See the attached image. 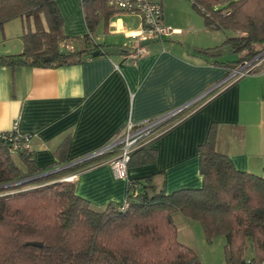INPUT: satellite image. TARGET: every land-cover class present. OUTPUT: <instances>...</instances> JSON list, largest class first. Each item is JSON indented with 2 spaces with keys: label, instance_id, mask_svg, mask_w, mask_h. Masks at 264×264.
Instances as JSON below:
<instances>
[{
  "label": "crops",
  "instance_id": "1",
  "mask_svg": "<svg viewBox=\"0 0 264 264\" xmlns=\"http://www.w3.org/2000/svg\"><path fill=\"white\" fill-rule=\"evenodd\" d=\"M57 7L66 35L87 34L81 0H57ZM194 12L189 0H163V22L171 32L160 41L143 43L145 52L136 59L128 53L134 44L131 36L140 31V18L119 12L99 25L94 38L110 54L57 67L0 65V131L17 121L20 131L31 135L35 165L47 168L62 157L70 163L101 147L128 120L188 103L229 75L218 63L224 61L226 45L216 57L201 52L221 45L226 33L206 28ZM65 16H72L74 28L67 27ZM18 22L1 28L0 55L22 50L23 23ZM250 64L252 73L190 105L150 142L148 148L157 153L155 163L128 167L127 177L118 178L110 164L100 161L65 179L75 182L76 194L95 210L124 201L130 179L151 177L166 192L200 187L199 145L211 123L217 125V150L237 169L264 176V60ZM66 138L65 151L59 154ZM173 218L182 243L195 250L207 242L197 222L177 213ZM210 242L225 246L223 236Z\"/></svg>",
  "mask_w": 264,
  "mask_h": 264
},
{
  "label": "trees",
  "instance_id": "2",
  "mask_svg": "<svg viewBox=\"0 0 264 264\" xmlns=\"http://www.w3.org/2000/svg\"><path fill=\"white\" fill-rule=\"evenodd\" d=\"M189 1L206 28L226 33L221 45L201 52L216 57L226 45L239 54L218 62L228 73L264 51V0ZM81 7L87 34L68 36L57 0H0V28L13 19L23 23L22 50L0 55V65L57 67L81 62L95 50L110 54L94 38L100 24L123 11L107 0H81ZM216 137L211 123L199 145L200 187L166 192L151 177L130 179L127 205L110 202L102 210L93 209L65 178L106 154L47 173L69 162L62 157L40 168L31 150L10 153L0 139V264H201L196 251L178 239L175 213L197 222L208 242L223 236L227 264L264 260V176L237 169L217 150ZM156 158V150L144 146L127 165L153 164Z\"/></svg>",
  "mask_w": 264,
  "mask_h": 264
},
{
  "label": "built area",
  "instance_id": "3",
  "mask_svg": "<svg viewBox=\"0 0 264 264\" xmlns=\"http://www.w3.org/2000/svg\"><path fill=\"white\" fill-rule=\"evenodd\" d=\"M108 4L123 12L134 14L140 18V31L132 35L134 41L128 56L136 59L145 52L143 43L162 40L170 34V27L163 22V0H107ZM252 61H256L255 59ZM252 65L245 62L229 73L227 79L205 89L197 97L179 107L163 111L139 121L128 120L124 126L115 132L101 147L83 155L78 159L87 160L98 155L106 154L104 163L110 164L118 178L127 177L128 162L131 154L139 148L148 146L150 142L163 133L173 121L178 120L185 110L200 99L207 97L225 87L228 82L251 73ZM31 135L20 131L17 121L6 131H0V139L8 143L10 153H27L31 150ZM77 160V159H76ZM129 182V180H128ZM123 205L127 203L123 201ZM234 264H264V260L245 258Z\"/></svg>",
  "mask_w": 264,
  "mask_h": 264
},
{
  "label": "rangeland",
  "instance_id": "4",
  "mask_svg": "<svg viewBox=\"0 0 264 264\" xmlns=\"http://www.w3.org/2000/svg\"><path fill=\"white\" fill-rule=\"evenodd\" d=\"M164 1H166V0H164ZM169 14H170V11L168 10V16H169ZM171 14L173 15V13H171ZM193 15L196 19H199L201 17V15L198 14L197 12H194ZM173 16L175 17L176 13H174ZM11 21H12V23H19L18 21H20V20L15 19V20H11ZM65 22L67 24V27L72 26V28H74L75 23L72 20V16H65ZM65 22H64V24H65ZM2 30L3 29L0 28L1 33H2ZM18 32H20V30ZM11 36H12L11 40L15 41L17 39L16 34H13ZM74 36H77V34H74ZM222 51H223V59L224 60L232 61V60H237L239 58V54L230 52V50L228 48H224ZM255 60L256 61L264 60V51H262L260 54H258L255 57ZM177 215H182V214L177 213ZM176 224H178V223H176ZM216 243L217 242L211 243V242L205 241V242H203L201 247H195V250H196L198 257H199L200 261L202 262V264H226L224 244L223 243L216 244Z\"/></svg>",
  "mask_w": 264,
  "mask_h": 264
},
{
  "label": "water",
  "instance_id": "5",
  "mask_svg": "<svg viewBox=\"0 0 264 264\" xmlns=\"http://www.w3.org/2000/svg\"><path fill=\"white\" fill-rule=\"evenodd\" d=\"M99 53H100V51L95 50V51L91 52V56H97V55H99ZM84 159H85V158H83V159H77V160L72 161V162H70V163H68V164H66V165H63V166H60V167H58V168H56V169H53V170H51V171H48L47 173L62 170V169H64V168H66L67 166H70V165L75 164V163H77V162L83 161ZM45 174H46V173H45ZM6 186H7V185H6ZM4 187H5V186H4ZM27 244L34 245V246H40V245H41V244L38 243V242H28Z\"/></svg>",
  "mask_w": 264,
  "mask_h": 264
}]
</instances>
